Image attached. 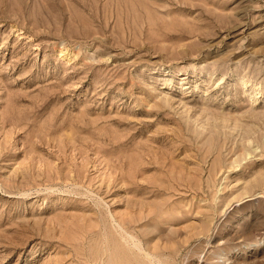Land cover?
<instances>
[{"label": "rangeland", "instance_id": "obj_1", "mask_svg": "<svg viewBox=\"0 0 264 264\" xmlns=\"http://www.w3.org/2000/svg\"><path fill=\"white\" fill-rule=\"evenodd\" d=\"M0 264H264V0H0Z\"/></svg>", "mask_w": 264, "mask_h": 264}, {"label": "bare ground", "instance_id": "obj_2", "mask_svg": "<svg viewBox=\"0 0 264 264\" xmlns=\"http://www.w3.org/2000/svg\"><path fill=\"white\" fill-rule=\"evenodd\" d=\"M220 254V253H219ZM151 258V257H150ZM149 261V260H148Z\"/></svg>", "mask_w": 264, "mask_h": 264}]
</instances>
